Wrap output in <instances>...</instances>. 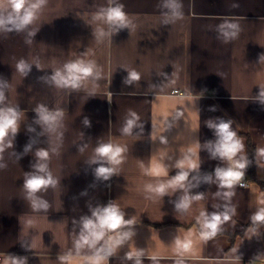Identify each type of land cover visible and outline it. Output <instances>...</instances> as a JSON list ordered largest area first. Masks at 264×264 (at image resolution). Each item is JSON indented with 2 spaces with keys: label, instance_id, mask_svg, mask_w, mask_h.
<instances>
[{
  "label": "crops",
  "instance_id": "0c3cea01",
  "mask_svg": "<svg viewBox=\"0 0 264 264\" xmlns=\"http://www.w3.org/2000/svg\"><path fill=\"white\" fill-rule=\"evenodd\" d=\"M117 2L133 24L100 41L96 30L106 26L95 17L109 0H46L28 28L0 29L6 103L21 110L13 147L5 149L0 161L6 164L0 169V264L5 254L27 257V264H62L59 257L69 251L72 264H85L84 257L92 253L84 249L75 254L79 224L73 221L110 201L125 212V219H134L136 235L104 264H132L124 256L135 249L144 250L143 264H264V222L250 219L264 207V157L257 153L264 148V104L255 99L264 87V59H259L264 54V0H178L183 19L175 21L168 18L166 0ZM4 4L0 0V16L11 13ZM225 20L240 28L228 43L218 30ZM21 59L31 65L27 76L17 71ZM76 60L94 62L99 77H89L79 89L42 79ZM132 70L140 80L125 84ZM41 104L64 113L59 140L35 123L34 109ZM129 110L140 117V126L123 135ZM85 117L90 127L82 123ZM216 118L233 121L244 154L246 138L255 146L254 179L245 172L248 186L230 190L201 182L190 194L204 193L203 199L187 211H176L181 191L169 188L161 197L145 186L170 181L179 171L173 165L189 151L201 164V175L223 166L203 145L215 139L206 121ZM33 140L32 150L24 153ZM109 142L127 150L118 175L105 181L95 177L97 165L87 161L98 143ZM55 146L59 152L51 154ZM38 148L49 149V168L60 183L38 194L49 207L37 212L25 199L23 179L32 171ZM153 165L164 166L167 174L146 175L144 169ZM224 191L234 194L225 199ZM225 204L235 208V215L205 241L201 212H221ZM29 219L32 226L26 224ZM177 237L191 241L190 248L178 249Z\"/></svg>",
  "mask_w": 264,
  "mask_h": 264
},
{
  "label": "clouds",
  "instance_id": "9594fccd",
  "mask_svg": "<svg viewBox=\"0 0 264 264\" xmlns=\"http://www.w3.org/2000/svg\"><path fill=\"white\" fill-rule=\"evenodd\" d=\"M46 0H6L3 6L11 9V13L7 16H0V29L4 31H23L28 28L37 18V12L44 5ZM168 9L169 20L175 21L183 19V5L178 0H166L163 5ZM98 21H102L106 27H100L96 30V38L102 40L106 35H111L112 31H118L121 28H128L133 21L124 11V5L118 3L117 0H109V6L101 8L95 17ZM168 20L165 21L167 23ZM10 26V27H9ZM111 30V31H109ZM224 43L237 38L240 28L236 22L228 20L218 25ZM35 33H29L34 35ZM259 59H264L262 54ZM17 71L23 76L31 71V65L21 59L16 65ZM89 77H99L96 65L92 61L76 60L66 63L63 69L56 70L50 77L42 79L50 80L58 87H69L79 89ZM140 74L132 70L124 79L125 84L133 81H139ZM8 83L0 79V161L3 160L2 153L6 148L13 147V140L20 128L21 110L18 106L12 107L6 103V89ZM259 94L255 97L261 104H264V87H259ZM210 110H215L212 108ZM36 113L35 123L39 124L44 131L55 135L59 140L62 133L59 131L62 127L64 113L60 110H49L45 105H38L34 109ZM140 117L136 112L129 110L124 125L121 128L123 135H131L133 128L140 126L138 121ZM82 123L86 127L91 126L90 120L85 117ZM206 126L213 131L215 139L205 142L204 149L209 153L211 159L223 162V166H217L213 173L200 174V163L192 158L193 154L189 151L183 157L176 161L174 168L179 169L176 175L167 183H159L157 185L148 184L145 190L149 193L164 197L168 195V189L181 191L175 202L176 211H187L191 203L195 200H201L204 193L195 195L190 194V190L199 186L201 182L213 184L218 189H232L245 176L246 169L252 163L245 152V144L238 136L233 128L232 120L223 118L209 119ZM28 131L34 132L35 129L29 127ZM10 137V138H9ZM162 143H166V139H161ZM35 140L31 141L24 148V153L32 150ZM198 144L199 141H197ZM86 145L79 148L83 151ZM126 148L119 144L98 143L94 149L93 156L87 161L90 165H97L94 174L97 179L109 180L113 175L117 174V168L124 160ZM59 146L51 148V154H58ZM260 157H264V148L257 149ZM36 162L31 165L32 171L26 172L23 179V189L25 191V199L29 203L33 211H47L48 202L40 195L42 191L49 188H55L60 181L53 175L49 168L50 151L48 148H38L35 153ZM19 158V157H18ZM226 162V164H225ZM6 167V164L0 162V169ZM146 175H160L162 172L167 174V168L162 165H153L151 168L144 169ZM195 173V175H193ZM243 187V184H240ZM221 193H217L220 195ZM234 193L224 191L222 193L225 199H229ZM91 214L82 216L79 221H73L79 224V231L74 241L75 254L80 255L81 251L88 249L92 254L84 257L85 264H104L128 241L132 240L136 235L133 226L135 221L133 218L125 219V212L122 211L118 204L110 201L106 205L96 206L90 209ZM235 215V208H229L227 204L221 212L213 211L201 212L199 222L201 224V236L207 241L215 237L221 226L229 221ZM253 222H264V207L250 216ZM33 220L26 221L28 226L33 225ZM109 233H113L109 235ZM175 244L178 249L187 250L190 248L191 241H182L179 237L175 238ZM143 249H135L125 253L124 259L132 261V264H143ZM62 264H72L74 259L73 252L69 251L60 256ZM3 264H27V257L5 254ZM182 264V261H177Z\"/></svg>",
  "mask_w": 264,
  "mask_h": 264
},
{
  "label": "trees",
  "instance_id": "16d2710c",
  "mask_svg": "<svg viewBox=\"0 0 264 264\" xmlns=\"http://www.w3.org/2000/svg\"><path fill=\"white\" fill-rule=\"evenodd\" d=\"M247 139V157L252 162L246 169V173L254 179L255 176V146L252 144L249 138Z\"/></svg>",
  "mask_w": 264,
  "mask_h": 264
},
{
  "label": "built area",
  "instance_id": "2783aa9c",
  "mask_svg": "<svg viewBox=\"0 0 264 264\" xmlns=\"http://www.w3.org/2000/svg\"><path fill=\"white\" fill-rule=\"evenodd\" d=\"M238 184H239V186H240V184H243L244 188L248 186V182L246 180H243V179ZM243 264H252V262L251 261H245Z\"/></svg>",
  "mask_w": 264,
  "mask_h": 264
}]
</instances>
